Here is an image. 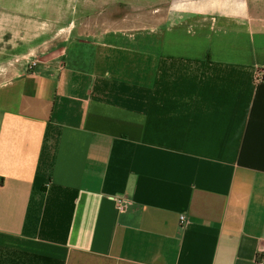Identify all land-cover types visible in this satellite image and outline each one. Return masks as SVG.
<instances>
[{"label":"crops","instance_id":"obj_1","mask_svg":"<svg viewBox=\"0 0 264 264\" xmlns=\"http://www.w3.org/2000/svg\"><path fill=\"white\" fill-rule=\"evenodd\" d=\"M217 6L166 0L95 37L54 17L39 65L0 72V264H261L264 29Z\"/></svg>","mask_w":264,"mask_h":264},{"label":"rangeland","instance_id":"obj_2","mask_svg":"<svg viewBox=\"0 0 264 264\" xmlns=\"http://www.w3.org/2000/svg\"><path fill=\"white\" fill-rule=\"evenodd\" d=\"M119 1L118 4V0H93V8L99 11L67 13L58 16L59 14L56 13L5 12V9L15 6V3L9 0H0V72L13 66L23 67V65L27 70H30L33 62H38L39 65L38 57H32L30 60L27 58L28 54L24 53L28 47L36 44L35 40L42 34H49L52 30L51 25L57 21L54 17H72L71 20L76 26V30L81 31L84 35L95 37L111 28L145 27L148 25L152 11L159 4L166 2V0ZM218 4L217 8H221L229 16L242 17L247 22L264 29V0H218ZM20 45H25V47H20ZM10 47L15 50L12 52L15 58L6 60L5 57L8 56L6 49Z\"/></svg>","mask_w":264,"mask_h":264},{"label":"built area","instance_id":"obj_3","mask_svg":"<svg viewBox=\"0 0 264 264\" xmlns=\"http://www.w3.org/2000/svg\"><path fill=\"white\" fill-rule=\"evenodd\" d=\"M62 57H58L57 61H61ZM38 65V62H33L31 65V69L35 68ZM256 80L257 82L264 83V68H259L257 70L256 74ZM132 205V203L129 200L126 199H119L117 201V207L119 212L124 213L128 210V208ZM261 264H264V256L261 258Z\"/></svg>","mask_w":264,"mask_h":264}]
</instances>
